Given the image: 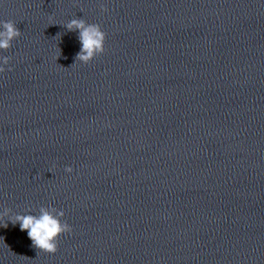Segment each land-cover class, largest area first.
<instances>
[{
	"label": "clouds",
	"instance_id": "1",
	"mask_svg": "<svg viewBox=\"0 0 264 264\" xmlns=\"http://www.w3.org/2000/svg\"><path fill=\"white\" fill-rule=\"evenodd\" d=\"M108 9L101 6V11ZM68 31H78V39L81 44L80 51L75 60L84 64L90 63L95 57L103 54L105 51L106 33L99 24H89L82 18H73L64 25ZM21 36L15 21H0V50H8L12 47V41ZM10 57H0L2 65L9 63ZM0 65V73L5 72V68ZM11 71V68L8 69ZM65 171L71 173L73 169L70 166ZM11 210L5 209L0 212V220L8 217L13 225L19 224L21 231H27V235L33 246L40 251L49 254H55L58 250V241L61 235L70 233L71 226L62 218L65 213L63 210H57L55 207L39 208V213L34 214H15L10 215ZM7 227V223H3Z\"/></svg>",
	"mask_w": 264,
	"mask_h": 264
}]
</instances>
